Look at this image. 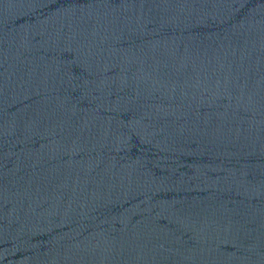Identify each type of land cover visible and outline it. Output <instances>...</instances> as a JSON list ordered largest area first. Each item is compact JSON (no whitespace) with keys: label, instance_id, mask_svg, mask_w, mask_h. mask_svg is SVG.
Wrapping results in <instances>:
<instances>
[{"label":"water","instance_id":"95a60500","mask_svg":"<svg viewBox=\"0 0 264 264\" xmlns=\"http://www.w3.org/2000/svg\"><path fill=\"white\" fill-rule=\"evenodd\" d=\"M0 264H264V0H0Z\"/></svg>","mask_w":264,"mask_h":264}]
</instances>
